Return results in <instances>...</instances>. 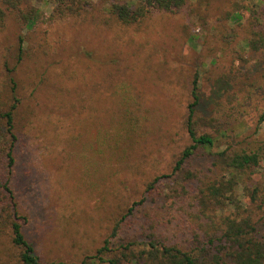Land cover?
<instances>
[{
  "label": "rangeland",
  "instance_id": "rangeland-1",
  "mask_svg": "<svg viewBox=\"0 0 264 264\" xmlns=\"http://www.w3.org/2000/svg\"><path fill=\"white\" fill-rule=\"evenodd\" d=\"M28 1L37 10L33 28L8 16L0 30V110L10 103L11 76L19 99L9 188L25 239L41 261L67 264L94 255L106 238L113 248L149 236L192 251L217 230L221 216L236 212L231 203L223 210L209 206L201 193L202 182L223 174L217 153L243 138L264 141V52L246 46L256 39L254 27L264 31V0H191L178 13L152 12L130 26L104 9L111 2L133 8L141 0H75L72 11L66 0ZM18 35L25 40L20 63ZM195 78V131L217 140L209 154L200 150L172 174L190 144L185 123ZM128 103L131 119L143 122L125 141L132 148L126 162L112 158L109 166V156L91 158L89 146L96 151L101 131L115 135L117 110ZM6 148L0 141V183L9 171ZM254 181L264 195V166ZM241 187L235 205L245 207ZM134 203L117 236L109 237ZM260 206L253 222L264 243ZM2 229L0 264H19L9 226Z\"/></svg>",
  "mask_w": 264,
  "mask_h": 264
},
{
  "label": "trees",
  "instance_id": "trees-1",
  "mask_svg": "<svg viewBox=\"0 0 264 264\" xmlns=\"http://www.w3.org/2000/svg\"><path fill=\"white\" fill-rule=\"evenodd\" d=\"M55 1L62 2V0ZM66 1L69 2L67 10L72 11L75 0ZM196 1L201 3L203 0ZM190 2L191 0H141L133 8L126 4L111 2L104 9V12L119 24L130 26L140 23L152 12L178 13L184 8H188ZM21 6H24V8L22 9ZM80 7L82 6L77 4L76 8ZM58 8L61 10V6ZM8 16L13 17L28 30L32 29L37 21V10L29 4L28 0H0V30L6 26ZM234 17L238 18L239 16L235 13ZM254 30L256 31L254 32L256 39L247 41L246 46L251 51L262 53L264 52L262 51L264 50V31L257 29V27H254ZM17 41L19 44L17 62L20 63L23 55L24 36L18 35ZM9 72L11 73L12 70ZM9 84L10 103L5 109L0 110V120L3 122V134H0V141H6L7 143L5 160L9 170L5 182L0 183L1 196L3 197L0 204L1 207H6V209L0 210V232L3 227L9 226L10 243L13 248L18 250L17 261L19 264H67L41 261L35 254L33 246L27 242L22 233L21 222L23 217L19 215L16 209L17 204L9 188L10 172L14 164L13 151L18 139L15 133V111L19 104L16 92L17 84L13 76L9 78ZM190 96L192 101L188 106L185 123L190 144L181 152L173 167L172 174L179 172L184 165L190 163L200 150L209 154L217 140V136L207 133L198 134L195 131L194 117L196 106L199 104L196 78L192 82ZM132 115L134 114L132 113ZM259 117L260 122H263L264 111ZM115 121L117 124H121L122 129L117 127L115 135L101 131V135L97 139L96 151H93L92 145L89 146L91 158L100 156L107 158L109 156L107 163L109 166L112 164V158L116 160L115 162H119L121 159L126 162L128 152L132 148H129L125 141L133 137H129L132 133L140 131L139 127L142 125L143 118L139 120L140 122L136 117L131 119L128 103L123 112L117 110ZM219 134L220 136H226L225 131H220ZM115 139L117 140L115 141ZM116 151H118V155H114ZM216 156L215 165L220 166L223 174L219 179L202 182L203 189L201 193L206 198L209 206H216L215 208L218 210H223L225 209L223 206L231 203L234 205L236 212L221 216L219 224L217 223L213 229L217 230L214 233L209 232L203 241L194 242L195 248L192 251L157 242L149 236H143L137 241L128 242L125 245L120 244L113 248L109 238H106L94 255L86 256L79 264H264V243L256 236L255 223L253 222V216L261 208L260 205L264 203L263 189L254 181L258 170L264 166V141L253 142L243 138L236 145L230 144L228 148L217 153ZM92 164L95 166V161L92 160ZM84 166L86 165L84 164ZM101 180L102 177L97 178L94 187ZM158 180L159 177L154 178L148 184L147 190L153 189ZM239 185H242L243 195L247 197L245 207L235 205V202H237L236 190ZM136 204L134 203L126 214L114 224L109 237L117 236L120 223L132 214L133 207ZM204 205L205 201H203ZM207 207L208 205L204 208ZM253 207L258 209L253 210ZM200 212H203V207ZM132 247H136L139 251L135 252Z\"/></svg>",
  "mask_w": 264,
  "mask_h": 264
}]
</instances>
